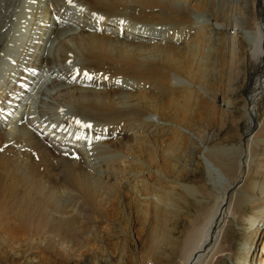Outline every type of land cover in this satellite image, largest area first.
Masks as SVG:
<instances>
[{
	"label": "rangeland",
	"instance_id": "rangeland-1",
	"mask_svg": "<svg viewBox=\"0 0 264 264\" xmlns=\"http://www.w3.org/2000/svg\"><path fill=\"white\" fill-rule=\"evenodd\" d=\"M241 2L245 31H256L259 0ZM235 30L233 25L231 32L236 34ZM207 33L221 42L214 45L216 53L205 54L208 63L199 68V77L189 68L187 55L181 54H169L160 61V52L156 56L153 51L152 56L143 51L128 52L126 63L116 59L111 67L110 79L134 84L143 107L177 126L175 132L164 136L161 134L167 125L159 128L155 147L144 142L129 153V159L146 161L147 169L153 171L140 168L147 174L139 188L148 190L152 185L161 202L151 198L140 205L134 193L124 192L122 185L113 181L92 200L81 195L71 201L62 198L63 207L56 209L50 200L44 202L33 185L36 176L39 184L62 189L55 160L40 151L39 162L27 153H0V264H188L225 194L229 196V217L204 264H264L256 257L263 252L264 221L258 233L249 223L259 194H249L251 201L246 194L252 182L264 188V89L254 103L256 126L251 135L246 134L247 91L259 67L251 57L249 40L241 33L235 72L228 76L224 59L230 62L226 56L230 35L220 30ZM177 77L193 87L171 89L175 81L173 86L181 85H177ZM6 89L9 92L11 85ZM47 106L40 101L42 112ZM37 126L48 130L46 125ZM193 135L200 142L193 141ZM99 142L95 138L91 146ZM19 156H25V161H19ZM18 162L28 174L25 179L16 174L14 165ZM211 164L220 170L222 186L212 174ZM114 168L119 171L121 166ZM164 232L166 241L159 244ZM248 242L256 246L251 261L240 253Z\"/></svg>",
	"mask_w": 264,
	"mask_h": 264
},
{
	"label": "bare ground",
	"instance_id": "bare-ground-1",
	"mask_svg": "<svg viewBox=\"0 0 264 264\" xmlns=\"http://www.w3.org/2000/svg\"><path fill=\"white\" fill-rule=\"evenodd\" d=\"M77 6L83 8L81 13H78ZM63 7L68 10V14L62 17L64 26H61L58 25L59 10ZM71 8L75 12L69 10ZM257 9L259 24L256 31H245V9L241 0L239 2L236 0H0V105H3L7 111L15 106L16 100L12 97L19 99L23 87L27 85H23L20 81L25 80L28 83L26 80L29 79L31 70L29 59L26 58L22 63L18 58L23 53L26 57L27 54L33 56L39 67L51 68L53 74L57 75L55 80H51L42 88V94L40 93L43 106L49 105L47 108L44 107L46 110L43 109V116L58 119L60 116L57 111L63 108L66 110L65 114L79 117L81 121L87 123L88 128L82 129L81 132H85L89 138V143H84L83 146L89 145L91 152H86L87 149L82 147L79 160L73 158L70 160L55 154L56 148H45L36 135L17 125L25 119L23 116L20 118L19 111L15 116V119L17 116L19 119L6 122L8 130L0 132L1 146L14 140L17 144L22 146L25 144L36 150L37 154L40 151L46 157L55 160L52 162L63 182L62 189L59 190L53 185L39 184L37 182L39 178L36 176L33 185L44 202L50 200L56 209L63 207L62 198L67 201L76 199L77 195H81L84 200L95 198L94 194L98 190L108 188L107 185L113 181L119 182L124 192L134 193L140 205L147 204L151 198L155 203H160L161 199H157L156 194L153 193L152 185L148 190L139 188V185L143 184L141 178L147 174L145 170L153 171L147 169L146 161H134L129 159V156L139 144L144 142L155 147L160 139L156 138L159 128L167 125L163 127L164 132L161 134L164 136L165 133L175 132L177 126L172 121L167 122L161 115L160 118L155 117L152 111L143 107L138 99L139 93L136 91L138 87L134 84L109 78L113 71L111 67L116 64L114 60L123 61L128 52L140 54L141 51L147 54L153 51L155 53L152 54L155 56L160 52L158 58L160 61L169 54L187 55L189 68L199 77L201 73L199 68H203L208 63L204 61L205 54L211 56L216 53L217 51L214 52L213 49L214 45L221 42L213 40L211 36L208 37L207 32L220 30L230 35L226 54L229 55L230 62L224 59V70L229 76L235 72L239 37L243 33L250 42L251 57L259 67L258 74L247 91L250 106L246 134L251 135L256 126L254 103L264 89V0H259ZM47 20L51 23V28H40L48 26L44 22ZM21 23H24L28 29L25 32L26 41L21 32L25 26H21ZM233 25L236 27V34L231 32ZM38 38L44 41L45 46L40 45ZM36 41L37 46L34 47ZM33 47V52L38 51L40 54L38 59L32 54ZM12 57H16L11 59L14 62L11 65L7 64V59ZM74 65H77L76 68L69 72ZM117 72L120 74L119 71ZM69 75L76 77V80L72 82ZM113 75L119 77L117 73ZM58 77L63 81H57ZM176 79L177 85H181L173 86L176 84L175 81L171 83V89L180 86L193 87L181 77ZM10 85L12 89L8 92L6 88ZM5 101L6 104L3 103ZM1 110L0 116H4L5 110L3 109L2 112ZM51 129L38 130V134L44 135L43 139L49 134L56 135L57 132L50 131ZM61 138V135H57L55 140ZM95 138L100 142L91 146ZM193 141L200 142L195 135ZM74 142L75 140H70L73 147H75ZM78 144L79 142L75 143ZM11 151L19 152L14 148H11ZM25 153L34 158L31 153ZM117 164L121 166L119 171L114 168ZM14 167L20 178H27L28 174L19 162ZM141 167L146 169L140 170ZM210 168L216 181L222 186L220 170L212 164ZM247 188L246 194L250 201L252 198L249 194L253 196L259 194L260 197L254 203L255 209L249 218L253 231L258 233L264 221V188L255 182L250 183ZM228 199L229 196L225 194L220 205L207 221L196 251L188 264H204L213 253L219 241L223 222L229 217ZM167 205L169 206L168 203ZM166 237L164 232L159 244L164 243ZM255 248L256 246L253 247L248 242L242 250L240 249V253L249 256L251 261L255 259ZM262 251L261 254L256 255L261 263L264 260V247Z\"/></svg>",
	"mask_w": 264,
	"mask_h": 264
}]
</instances>
